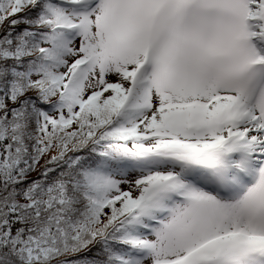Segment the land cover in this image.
<instances>
[{
	"label": "snow or ice",
	"instance_id": "1",
	"mask_svg": "<svg viewBox=\"0 0 264 264\" xmlns=\"http://www.w3.org/2000/svg\"><path fill=\"white\" fill-rule=\"evenodd\" d=\"M0 264H264V0H0Z\"/></svg>",
	"mask_w": 264,
	"mask_h": 264
}]
</instances>
